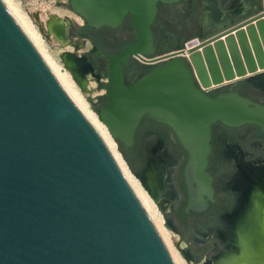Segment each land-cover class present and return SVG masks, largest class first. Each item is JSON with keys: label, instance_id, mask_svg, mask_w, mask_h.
<instances>
[{"label": "water", "instance_id": "95a60500", "mask_svg": "<svg viewBox=\"0 0 264 264\" xmlns=\"http://www.w3.org/2000/svg\"><path fill=\"white\" fill-rule=\"evenodd\" d=\"M180 1L68 4L92 27L115 26L130 14L134 42L116 54L94 47L108 59L107 100L97 116L123 149L142 116L171 129L186 154L184 216L209 211L211 125H257L264 134V106L235 92H205L239 78L256 84L264 71V10L196 47L154 54L156 3ZM131 56L157 64L126 85L121 64ZM134 175L148 190L143 175ZM0 264H173L109 152L1 0Z\"/></svg>", "mask_w": 264, "mask_h": 264}, {"label": "flooded vegetation", "instance_id": "af4514ba", "mask_svg": "<svg viewBox=\"0 0 264 264\" xmlns=\"http://www.w3.org/2000/svg\"><path fill=\"white\" fill-rule=\"evenodd\" d=\"M68 2L69 0L65 1V7L71 11ZM233 3V0H215L210 7L211 11L219 9L225 16L204 20L199 14L200 0H181L166 4L157 2L151 23L154 54L182 49L193 39L199 44L220 30L264 10V6L244 0L246 7L242 6L234 14L231 10L235 7ZM75 15L81 22L76 21L74 29H68L67 32L85 45L82 73L90 74L100 82L99 87L103 89L102 94L93 102V108L98 110L107 100L105 93L108 59L94 50L96 48L106 54L120 52L123 47L135 41L133 24L129 13L115 26L98 27L84 25V19ZM65 32L66 29L63 33ZM155 64L157 63H145L131 56L127 65L121 64L123 84H131L149 72ZM205 92L210 96L235 92L264 106L263 83L257 85L242 79L230 84L210 86ZM147 135L168 140L177 155V163L171 173L175 192L173 209L176 212L183 203L185 151L167 125L142 116L135 129L134 138H145ZM211 135L206 164L211 186L209 211L184 215L179 222L185 226L193 224L203 228L200 231L202 236L197 234L196 241L200 244L199 253H203L207 264H246L245 261L264 264V216L259 213L264 205V134H259L257 125L227 127L214 122L211 125ZM244 168L252 173L245 174L243 182H238ZM256 172L262 173L256 177ZM226 217L230 218L231 227H226L222 220ZM226 228H230V232ZM242 237H246L247 241L242 242Z\"/></svg>", "mask_w": 264, "mask_h": 264}, {"label": "rangeland", "instance_id": "374dc122", "mask_svg": "<svg viewBox=\"0 0 264 264\" xmlns=\"http://www.w3.org/2000/svg\"><path fill=\"white\" fill-rule=\"evenodd\" d=\"M8 1L18 9L30 24L38 35L47 57L58 67L62 74L68 75L88 108L98 118L97 112L93 108V102L102 94L103 89L99 87L100 82L95 80L90 74L82 73L83 64L85 63L83 58L85 45L80 39H75L70 32H67L68 29H74L76 21L78 23L81 21L65 7L66 0ZM65 29L66 32L63 33ZM242 79L239 78V80ZM97 120L101 122L99 118ZM109 137L114 144L115 150L122 157L116 142L110 135ZM136 148V156L132 157L129 153L127 154L134 159V172L130 171V169L129 171L135 178L134 173H138L139 176L143 175V182L149 188L148 190L136 179L142 189L147 192L148 197L152 200L162 217V226L167 235L166 241L176 258L177 264H207L202 256L203 253H199L200 244L196 241L197 234L203 228L195 227L193 224L185 226L175 216L176 212L173 209L175 192L171 173L177 163V155L171 148L170 142L155 135H147L145 138L138 139ZM243 180L241 172V178L238 182ZM152 197L155 198L153 199ZM259 213L264 216V205L261 206ZM228 229L226 228V231ZM202 234L201 232L199 236L201 237ZM208 264L210 263L208 262Z\"/></svg>", "mask_w": 264, "mask_h": 264}, {"label": "bare ground", "instance_id": "6f19581e", "mask_svg": "<svg viewBox=\"0 0 264 264\" xmlns=\"http://www.w3.org/2000/svg\"><path fill=\"white\" fill-rule=\"evenodd\" d=\"M1 1H2L5 9L9 13V15L11 16L12 20L14 21V23L17 25L19 30L23 33V35L29 41L31 46L38 53V55L40 56V58L44 62L45 66L47 67V69L49 70L51 75L54 77L56 82L59 84L61 89L64 91V93L67 95L68 99L71 101L73 106L76 108V110L80 113V115L85 119V121L90 125V127L93 129V131L99 137V139L101 140V142L103 143V145L105 146L107 151L109 152L113 162L115 163V165H116L119 173L121 174L122 178L124 179L125 183L127 184L129 189L133 193L134 197L136 198V200L140 204L141 208L145 212L147 218L149 219V221L153 225L154 229L156 230V232H157L159 238L161 239L165 249L167 250V253L169 254V257L171 258L172 263L177 264L176 258L173 255L172 251L170 250L169 245L166 241L167 235H166V232L162 226L163 220H162L161 215L159 214V212L156 209L152 200L148 197L147 192L144 189H142L138 180L130 173L128 166L126 165L125 161L119 155L117 150H115L114 144L112 143V141H111V139H110V137L106 131L107 129L104 128L105 126H103L101 124V122H99L97 120L98 118H96V116L93 114V112L88 108L87 104L82 99L80 93L75 88V86L71 82L68 75L62 74L60 72V70L58 69V67H56L51 62V60L47 57V55L45 54V52L42 48V45L39 41L38 35L32 29L30 24L25 20L23 15L8 0H1ZM257 73H260V74L256 75V77H255L256 78V80H255L256 84L257 85L261 84V83L264 84V71H258ZM251 173L252 172L249 169L244 168L243 172H242V176L244 177L245 174L251 175ZM261 173L262 172H256L255 173L256 177L261 175ZM241 182H243V181H241ZM223 220H224L225 224H227V227H229L230 222H231L230 218L227 217ZM229 229L227 230L228 232H230ZM245 238L246 237H242L241 241L242 242L247 241ZM262 254H263V252H262ZM257 255H255V256H257ZM245 263L251 264V262H248V261H245Z\"/></svg>", "mask_w": 264, "mask_h": 264}, {"label": "crops", "instance_id": "0c3cea01", "mask_svg": "<svg viewBox=\"0 0 264 264\" xmlns=\"http://www.w3.org/2000/svg\"><path fill=\"white\" fill-rule=\"evenodd\" d=\"M214 1L215 0H200V11H199V14H200V17L201 19H204V20H207V19H210L212 17H223L225 16L224 12L220 11L219 9H216V11H211L210 7L213 6L214 4ZM234 3H233V12L234 14L237 13V10H239L242 6L246 7V4L244 3V0H233ZM250 2H255L256 4L258 5H262L264 6V0H250Z\"/></svg>", "mask_w": 264, "mask_h": 264}, {"label": "trees", "instance_id": "16d2710c", "mask_svg": "<svg viewBox=\"0 0 264 264\" xmlns=\"http://www.w3.org/2000/svg\"><path fill=\"white\" fill-rule=\"evenodd\" d=\"M95 111L97 112L98 110L95 109ZM138 137H135L134 138V142L133 144L128 148V149H123L122 147H120V143L119 141H115L116 144H117V148L118 150L121 152L122 154V158L123 160L125 161L126 165L128 166V169H130V171H133L134 172V163H133V158H130L127 154L129 153L130 156H136L137 155V148H136V144H137V141H138ZM182 205L183 203L180 205V207H178V210L176 211V217L178 219H180L182 216H180V213L182 211Z\"/></svg>", "mask_w": 264, "mask_h": 264}, {"label": "built area", "instance_id": "2783aa9c", "mask_svg": "<svg viewBox=\"0 0 264 264\" xmlns=\"http://www.w3.org/2000/svg\"><path fill=\"white\" fill-rule=\"evenodd\" d=\"M197 44H198V43L196 42V40L193 39V40L187 42V43L185 44V46H184L182 49L191 48V47H193V46H195V45H197Z\"/></svg>", "mask_w": 264, "mask_h": 264}]
</instances>
